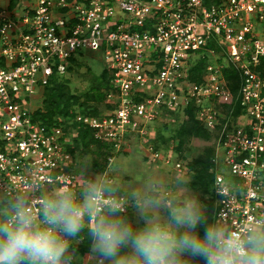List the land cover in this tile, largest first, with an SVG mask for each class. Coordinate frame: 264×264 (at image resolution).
Returning <instances> with one entry per match:
<instances>
[{
	"label": "built area",
	"instance_id": "2783aa9c",
	"mask_svg": "<svg viewBox=\"0 0 264 264\" xmlns=\"http://www.w3.org/2000/svg\"><path fill=\"white\" fill-rule=\"evenodd\" d=\"M81 51L97 52L105 62L112 85L105 98L114 103L102 116L77 112L76 122L92 128L95 138L118 141L159 108L196 105L217 143L214 223L242 234L264 220V0L0 5V210L17 195L38 209L43 194L76 188L75 130L35 122L33 97ZM197 54L214 63L201 83L187 84L184 64ZM226 68L235 74V91ZM208 100L210 105L199 104ZM218 105H229L225 117ZM235 116L242 121L231 124ZM118 199L124 211V199Z\"/></svg>",
	"mask_w": 264,
	"mask_h": 264
},
{
	"label": "clouds",
	"instance_id": "9594fccd",
	"mask_svg": "<svg viewBox=\"0 0 264 264\" xmlns=\"http://www.w3.org/2000/svg\"><path fill=\"white\" fill-rule=\"evenodd\" d=\"M111 191L97 177L79 195L68 188L43 194L38 209L17 195L0 210V264H75L82 232L97 264H188L186 256L203 264H264V220L236 234L208 222L194 193L179 201L137 193L133 221L120 199H101ZM161 207L166 215L153 212Z\"/></svg>",
	"mask_w": 264,
	"mask_h": 264
},
{
	"label": "rangeland",
	"instance_id": "374dc122",
	"mask_svg": "<svg viewBox=\"0 0 264 264\" xmlns=\"http://www.w3.org/2000/svg\"><path fill=\"white\" fill-rule=\"evenodd\" d=\"M10 3V0H0V5L5 6ZM89 52L84 57L78 60V64L74 66L71 72L63 73L60 80H65L69 86L71 93L79 96V101L73 104L71 111L80 108L79 103L84 102L87 96L93 98L88 100L92 103L98 102L94 99L97 95V84L100 73L105 62L100 58L97 52ZM201 55L197 54L189 57L184 64V76H186L187 84L193 82L189 77ZM211 61L208 64H213ZM203 78L206 76V68L203 73ZM185 80V79H184ZM155 88L147 92L153 94ZM42 92V91H41ZM39 92V93H41ZM35 94L33 97L35 108L38 107L41 101V94ZM117 101V100H116ZM110 103L106 98L100 103L101 115L109 112ZM199 102H196L198 104ZM201 106L211 104V100L201 101ZM191 104L173 105L167 108H159L155 117L150 121L141 120V129H131L124 132L121 137L115 140H102L103 143L111 146L112 153L105 158L93 147L83 148L81 154L74 158L72 165L73 171L76 173L77 185L72 191L79 195L80 189L87 183L95 180L97 177L103 178L112 186V191L105 194L113 195L117 198L124 199V211L133 221H138L137 206L138 202L134 198V194H147L156 196L165 201H179L190 193L196 194L204 209V194H202L200 185H198V174L200 165L194 167L192 165L195 158L202 156V160L209 163L211 171L217 167V159L209 153L212 149L215 152L217 146L215 140V132L211 131L205 125V116L196 114V118H202L201 124L209 131V138L202 135H191L183 139L180 136L181 127L185 121L191 119V115L186 111V108ZM196 106V105H194ZM213 106V105H211ZM225 106L218 105L220 116L225 117L227 111ZM79 112V111H78ZM234 119V120H233ZM239 118L236 116L230 120V123H237ZM239 121H242L240 119ZM240 123V122H239ZM76 129V128H75ZM75 135L77 130H75ZM220 160V158H219ZM177 163L181 166L178 167ZM218 170H222L218 167ZM228 175V173L226 174ZM195 183V185L193 184ZM153 212L157 215H166V210L161 207L154 209ZM77 249L76 264L90 263L95 259L94 254L90 252V238L85 232H82L79 237V242L74 245ZM188 264L192 263L193 257L186 256ZM96 260V259H95Z\"/></svg>",
	"mask_w": 264,
	"mask_h": 264
},
{
	"label": "trees",
	"instance_id": "16d2710c",
	"mask_svg": "<svg viewBox=\"0 0 264 264\" xmlns=\"http://www.w3.org/2000/svg\"><path fill=\"white\" fill-rule=\"evenodd\" d=\"M207 3L218 2L219 0H206ZM17 0H10V5H14ZM89 52H78L76 55L72 56L69 59L66 72H71L74 70V66L78 64V60L81 57H84ZM211 59L208 56H204L200 58L199 61L194 66V72L191 73L190 79L193 82L201 83L203 78L202 75L205 71V68L209 65ZM102 71L100 73L97 89V95L94 99L98 102L92 103L88 100L92 99V96H87L84 102L79 103L78 109L72 110L70 112L73 104L79 101V96L71 93L70 88L66 85L65 80H60V76L63 74L55 73L49 83L43 88L41 93V101L38 104V107L33 112V120L42 125L51 126L53 124L60 123L62 125L65 132L69 133L73 130H77L76 136H74V145L71 148L72 153L74 154V158L76 160V156L81 154L83 148L93 147L95 151H98L105 158L107 155L112 153L111 146L109 144L103 143L100 140H97L94 137L93 129L87 125L80 124L75 121L74 117L79 111L84 115H93L99 116L102 113L100 109V103H102L106 97V93L112 89L110 73L107 70L105 64L102 65ZM65 72V73H66ZM225 75L228 80H230V85L232 86L233 91L236 90V84L234 79L236 80L235 74H233L229 69L224 70ZM229 105H226L227 110ZM198 107L191 105L186 108V111L191 115V119L185 121L181 127L180 136L183 138L191 136V135H202L209 138V131L201 124L200 120L196 118ZM240 108H237L235 114L240 112ZM76 128V129H75ZM209 153L214 157V150L212 149ZM192 165L194 167H198L200 165V170L197 172L198 174V185H200L202 194H204V203H205V215L207 217L208 222H214V214H215V197L213 194V181H214V171L210 169V161L209 163L202 160V156L195 158L192 160ZM195 185V183H193ZM125 214V213H123ZM201 232L203 231V226H200L199 229ZM96 259V258H95ZM95 259L92 262H88L86 264H94L96 263ZM76 264V263H75ZM190 264H203L202 258H194L192 263Z\"/></svg>",
	"mask_w": 264,
	"mask_h": 264
}]
</instances>
